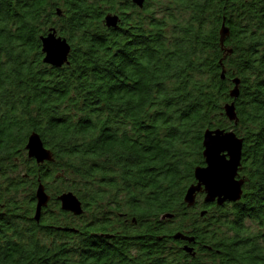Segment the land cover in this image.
Returning a JSON list of instances; mask_svg holds the SVG:
<instances>
[{"label":"trees","instance_id":"1","mask_svg":"<svg viewBox=\"0 0 264 264\" xmlns=\"http://www.w3.org/2000/svg\"><path fill=\"white\" fill-rule=\"evenodd\" d=\"M147 1L0 0V264H180L177 233L206 244V264H264V0ZM123 9L126 30L105 27ZM50 29L71 48L60 68L42 62ZM218 128L242 139V197L198 194L194 212L184 195ZM33 132L51 161L28 159ZM63 192L82 215L60 209Z\"/></svg>","mask_w":264,"mask_h":264},{"label":"water","instance_id":"2","mask_svg":"<svg viewBox=\"0 0 264 264\" xmlns=\"http://www.w3.org/2000/svg\"><path fill=\"white\" fill-rule=\"evenodd\" d=\"M138 7H142L145 0H131ZM59 14V12H58ZM105 27L114 29L118 23L116 14L108 13L103 18ZM228 35V29L222 24L220 29V44H223L224 38ZM42 62L54 68H60L68 63L70 54V45L68 41L57 35L54 29H50L47 35L40 37ZM224 78V71L221 73V79ZM234 88L229 92L231 99L236 100L239 95V80L234 79ZM225 117L230 121H236V112L234 102L227 103L223 107ZM242 139L238 138L232 130L224 129H206L202 139V157L204 166L196 167L193 175L195 183L191 184L185 192L184 203L191 207L195 204L196 195L204 194V203H216L221 206L226 202H237L242 196V186L244 180L239 177V169L242 157ZM28 159H33L35 163L42 164L52 160L51 153L47 150L40 136L33 132L27 138L25 146ZM49 195L44 186L39 184L35 191V213L34 220L39 221L42 209L49 202ZM60 203V209L69 212L74 216H80L83 213L82 204L72 192H63L57 196ZM203 214V212H201ZM173 215L165 214L163 218H172ZM70 232H76L74 229H63ZM107 238L108 235H105ZM173 239H186V237L177 233ZM192 240V239H189ZM185 251H190L184 248Z\"/></svg>","mask_w":264,"mask_h":264},{"label":"flooded vegetation","instance_id":"3","mask_svg":"<svg viewBox=\"0 0 264 264\" xmlns=\"http://www.w3.org/2000/svg\"><path fill=\"white\" fill-rule=\"evenodd\" d=\"M129 1H130V7L137 12L144 11L145 5H146V3H148V1L145 0V2L143 3V6L138 7L131 0H129ZM147 9H150V7L148 6ZM128 14H129V10H126V9L119 10V12L116 13V15L118 16V23L114 29H118V33H121L122 30H126L128 23H127V21L123 20V18H125V16H127ZM132 33H135V32H132ZM243 186H244V184H243ZM243 186H242V193H243ZM199 194L203 195V197H204L203 193H199ZM197 195H196V197H197ZM49 202H50V198H49ZM49 202H48V204H49ZM5 203H6L5 198L0 199V243L1 244L5 243L7 241V236H8V233H7L8 212H7V209L5 207ZM232 203L233 202H226L224 204L231 205ZM211 204H213V203H211ZM214 204L216 205V203H214ZM196 206L197 205H195V204L193 206H191L192 208L194 207V209H193L194 212H198L199 210H202V209H199L198 207L195 209ZM59 207H60V203H59ZM172 247H173V249H175V251H178L179 253H181V255H183V259L181 260L180 264H206V262H207L206 261V258L208 257V254L206 253L207 246L199 238L195 239L193 237L192 241H188L186 239H184V240L179 239L176 242H173ZM184 248H188V249H190V251H185ZM202 259H203V261H202Z\"/></svg>","mask_w":264,"mask_h":264},{"label":"rangeland","instance_id":"4","mask_svg":"<svg viewBox=\"0 0 264 264\" xmlns=\"http://www.w3.org/2000/svg\"><path fill=\"white\" fill-rule=\"evenodd\" d=\"M247 225H250L252 228H254V225H251L248 221L246 222Z\"/></svg>","mask_w":264,"mask_h":264}]
</instances>
